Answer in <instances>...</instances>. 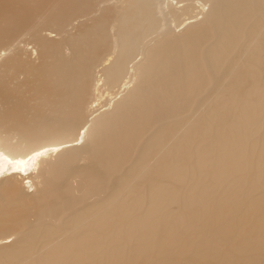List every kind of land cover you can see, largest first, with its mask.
Instances as JSON below:
<instances>
[{
  "label": "bare ground",
  "instance_id": "1",
  "mask_svg": "<svg viewBox=\"0 0 264 264\" xmlns=\"http://www.w3.org/2000/svg\"><path fill=\"white\" fill-rule=\"evenodd\" d=\"M142 1L144 8L139 9L142 3L138 1L131 21L149 13L148 21L157 31L153 37L159 36L160 46L155 50L146 38L136 48L129 46L117 30L119 21L111 25L102 17L80 18L73 25L74 34L66 35L65 23L81 8V1L58 6L62 12L56 22L57 34L46 32L53 27L52 14L32 8L14 13V21L8 25L11 33L0 37V110L4 113L0 115V264H73L78 244L82 245L88 264H125L126 259L132 264L142 253L159 249L161 242L143 240L141 228L133 241L125 243L121 239L126 231L124 225L110 228L96 221L91 213L85 226L78 219L79 212L70 215L78 205L112 191L105 181L81 172L66 183L63 170L68 163L77 161L78 145L91 143L94 139L89 138L90 130L100 128L107 151L91 148L89 154L102 158L100 167L112 175L129 151L123 145L126 132L138 129V133L149 125L178 119L192 101L216 108L214 104L225 101L237 84L247 91H264V71L258 77H246L242 71L244 66L255 68L258 64L264 68V48H259L261 43L253 39L257 33L264 39V0ZM249 6L259 13L257 21L251 17ZM166 14L173 21L176 35L166 34ZM84 16L82 13L79 17ZM244 37L247 42L242 41ZM55 40L57 51L64 50L65 57L69 52L75 53L74 63L71 67L58 66L65 80L44 90L37 98L39 108H23L6 91L14 86L20 90L22 102L34 100L28 98L27 91L35 94L39 90L42 65L53 57L51 44ZM242 51L247 54L240 59ZM75 69L79 80L73 77ZM143 88L145 93L141 92ZM256 115L242 113L241 118L246 127L264 132V118ZM191 119L194 124L211 125L208 114L203 112ZM216 126V148L224 152L227 173L240 169L245 179V175L259 171L261 182L253 183L260 191L258 205L241 227L226 221L227 216L213 224L196 225L193 220L186 227L188 237L173 244L172 251L214 260L227 245L237 256L225 253L222 264H260L252 244L245 243L254 227L250 218L264 208V135L257 139L252 153L259 151V155L253 158L236 147L242 136L234 132L229 118L220 117ZM154 139L160 141L162 136L155 134ZM191 139L190 130L185 128L183 141L177 147ZM119 145V160L115 161L110 158L114 154L110 146ZM164 153L155 152L144 170L148 173L151 164ZM52 182L63 183V193L72 194L71 200L64 201ZM107 198L110 206L118 201ZM63 201L65 205L54 206ZM60 221L77 227L67 232H62L61 226L55 232L49 230ZM44 241L46 248L31 257ZM237 247H242L239 252Z\"/></svg>",
  "mask_w": 264,
  "mask_h": 264
},
{
  "label": "rangeland",
  "instance_id": "2",
  "mask_svg": "<svg viewBox=\"0 0 264 264\" xmlns=\"http://www.w3.org/2000/svg\"><path fill=\"white\" fill-rule=\"evenodd\" d=\"M67 1L82 2L81 8L71 14L65 23V31L68 36L74 34L73 25L77 23L78 19L102 17L109 20L111 25H115L119 21L117 30L123 33L126 44L129 46L136 48L144 38L151 44L152 50L160 46L159 36L153 37L157 31L151 27V22L148 21L150 17L148 12H145L142 18L137 19L136 22L131 21V13L134 12L135 4L137 6L138 1L142 3L139 9L144 8L142 0H0V37L11 33L8 25L14 21L12 17L14 13H24L32 8L45 14H52L53 27L47 28L46 32L57 34L56 22L58 14L62 12L58 6ZM248 11L251 13V17L257 21L260 17L259 13L252 10L250 6ZM82 13L86 16L79 17ZM222 20L224 23L223 17ZM263 21L264 19H262ZM164 28L167 30L166 34L176 35L173 21L167 14ZM239 35L243 36L241 33ZM253 39L261 43L259 48H264L262 35L257 33ZM56 40L51 44L54 52L53 57L42 65L39 90L35 94L27 91L28 98L34 100L28 104L24 103L20 100L21 92L18 88L12 86L11 89H7V95L15 97L21 107L39 108L40 101L37 98L42 95L44 90L52 86L54 82L60 83L65 80V74L59 71L58 66L71 67L73 65L75 53L69 52L67 57L62 55L64 50L57 51ZM242 41L247 42L248 39L244 37ZM118 46L121 47V44L118 43ZM236 48L237 44L233 49ZM257 50L255 61L258 63ZM239 54L241 59L246 56L247 52L242 51ZM6 63L9 64V61ZM242 71L246 72V77L250 74L258 77L259 72H263L264 68L258 64L255 68L244 66ZM73 77L75 80H79L77 69H75ZM177 81L179 82V80ZM141 92L145 93L146 89L143 88ZM104 95L106 96V93ZM262 97H264V91H247L241 84H237L229 91L225 101L214 104L217 106L216 108L192 101L191 106L178 119L173 117L169 121L149 125L138 133V129L126 132L123 145H127L129 151L125 154L122 164L112 175L100 167L102 158L97 159L96 156L89 154L91 148L96 151L101 150V152L107 151L106 140L100 135V128L98 130L91 129L89 138L94 140L88 144L78 145V159L73 163H68L63 170V175L67 183L73 175L81 172L88 177L105 181L112 187V191L99 199L89 200L78 205L70 215L79 212L78 219L85 226L89 222L91 213L95 214L96 221L102 222L110 228L124 225L126 231L121 239L125 243L135 239L139 228L142 229L143 240L162 243L159 249L153 252H144L134 258L132 264H184L187 261L194 264H222L225 253L237 256L235 252L232 253L228 249L227 245L214 260L203 259L196 255L174 253L172 246L188 237L186 227L193 220L196 225L213 224L223 221L227 216L226 221L234 222L238 227H241L244 220L257 207L260 191L253 183L261 182L258 178L259 171L245 175V179L240 175V169L229 175L225 169L226 161L222 158L224 152L221 149L219 152L216 148L215 138L218 133L216 124L220 117L225 116L233 125L234 132L242 136L236 143V147L244 155L256 158L259 151L253 153L252 151L255 149L257 139L263 136L264 132L255 127H246L241 114L257 113V117L264 118ZM239 103L244 106L239 107ZM199 112L208 114L211 123L209 127L192 123V115ZM22 114L26 116V113ZM0 115L4 116L1 110ZM124 125L129 126L128 124ZM185 128L190 130L192 139L180 148L177 146L183 141ZM155 134L161 135L162 140H153ZM120 146L122 145L110 146L114 153L110 158L115 161L119 160L117 152ZM158 150L165 153L157 159V162L151 164L152 168L147 173L144 167L149 165L153 154ZM52 160L55 162L54 158ZM45 174L44 172L41 176ZM52 185L64 201L65 199L71 200L72 194L63 193V183L52 182ZM108 196L118 201L110 206ZM64 201L56 202L54 206L65 205ZM53 202L51 200L50 203ZM257 215H261V217L258 218ZM250 221L254 227L249 231V238L245 245L252 244V248L256 250V257L261 259L260 264H264V208L250 218ZM60 226L62 232L75 230L77 227L74 223L60 221L49 230L55 232ZM43 248H46V241L36 246V251L31 257H35L36 253ZM241 248L237 247L236 251L239 252ZM74 256L73 264L89 263L83 258L82 245L80 244H78ZM126 261L125 264H129L128 259Z\"/></svg>",
  "mask_w": 264,
  "mask_h": 264
}]
</instances>
